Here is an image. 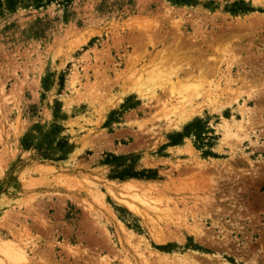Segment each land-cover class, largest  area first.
<instances>
[{"label": "rangeland", "instance_id": "obj_1", "mask_svg": "<svg viewBox=\"0 0 264 264\" xmlns=\"http://www.w3.org/2000/svg\"><path fill=\"white\" fill-rule=\"evenodd\" d=\"M0 264H264V0H0Z\"/></svg>", "mask_w": 264, "mask_h": 264}, {"label": "bare ground", "instance_id": "obj_2", "mask_svg": "<svg viewBox=\"0 0 264 264\" xmlns=\"http://www.w3.org/2000/svg\"><path fill=\"white\" fill-rule=\"evenodd\" d=\"M128 34V33H127ZM140 34V33H139ZM155 38V37H154ZM160 40V39H159ZM149 41H150V44H152V42H153V37H152V35L151 36H149ZM158 41V40H157ZM156 43V42H155ZM154 43V44H155ZM184 45V44H183ZM210 45V44H209ZM212 45V44H211ZM189 46V45H188ZM174 47H176V45H174ZM157 50V49H156ZM176 50V49H175ZM176 52V51H175ZM201 53V52H200ZM199 53V54H200ZM151 55V54H150ZM167 55V54H166ZM166 55H164L163 56V54H162V57H161V59H165V61H167V59L169 60V57L168 56H166ZM173 58H175V57H173ZM183 58H185V57H183ZM172 60H174V59H172ZM155 61V60H154ZM161 61H164V60H161ZM186 74L187 73V71H184L183 72V74ZM181 104V103H180ZM187 114L188 115H186V119H188L189 117H190V111L189 112H187Z\"/></svg>", "mask_w": 264, "mask_h": 264}, {"label": "trees", "instance_id": "obj_3", "mask_svg": "<svg viewBox=\"0 0 264 264\" xmlns=\"http://www.w3.org/2000/svg\"><path fill=\"white\" fill-rule=\"evenodd\" d=\"M16 1H17V0H7V4H8L10 7H13V6L15 5V2H16ZM41 1H42V0H35L36 3H40ZM131 175L134 176V175H137V174H135V173L133 174V173H132Z\"/></svg>", "mask_w": 264, "mask_h": 264}]
</instances>
